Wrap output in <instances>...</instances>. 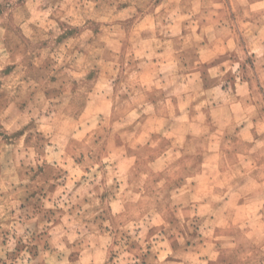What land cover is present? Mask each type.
Instances as JSON below:
<instances>
[{"label":"rangeland","instance_id":"obj_1","mask_svg":"<svg viewBox=\"0 0 264 264\" xmlns=\"http://www.w3.org/2000/svg\"><path fill=\"white\" fill-rule=\"evenodd\" d=\"M0 264H264V0H0Z\"/></svg>","mask_w":264,"mask_h":264}]
</instances>
